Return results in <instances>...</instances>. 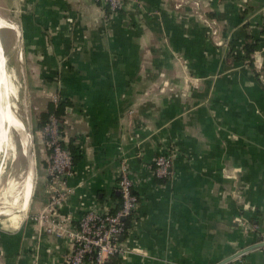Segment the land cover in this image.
<instances>
[{
    "label": "crops",
    "instance_id": "1",
    "mask_svg": "<svg viewBox=\"0 0 264 264\" xmlns=\"http://www.w3.org/2000/svg\"><path fill=\"white\" fill-rule=\"evenodd\" d=\"M0 20L32 182L0 207V264H65L68 241L34 217L114 209L123 165L138 202L124 257L106 264H218L244 249L223 264H264V0H124L107 15L98 0H0ZM58 102L73 164L51 206L39 124Z\"/></svg>",
    "mask_w": 264,
    "mask_h": 264
},
{
    "label": "built area",
    "instance_id": "2",
    "mask_svg": "<svg viewBox=\"0 0 264 264\" xmlns=\"http://www.w3.org/2000/svg\"><path fill=\"white\" fill-rule=\"evenodd\" d=\"M105 15L118 11L124 0H98ZM53 102H57L54 97ZM41 134L49 149L48 155V196L50 204L59 205L65 198L66 181L72 171V157L65 144L59 121L54 114H49ZM171 157L160 154L154 160V174L165 178L169 174ZM121 197L120 208L110 213L89 209L78 217L70 214L63 217L36 215L35 220L46 223L45 231L57 237H65L70 248L64 254L65 264H105L111 257H124L126 249L122 245L125 228L123 219L136 209L138 197L133 194V183L128 169L123 165L117 183Z\"/></svg>",
    "mask_w": 264,
    "mask_h": 264
},
{
    "label": "rangeland",
    "instance_id": "3",
    "mask_svg": "<svg viewBox=\"0 0 264 264\" xmlns=\"http://www.w3.org/2000/svg\"><path fill=\"white\" fill-rule=\"evenodd\" d=\"M0 39L3 48H5L6 40L4 39L3 31H1ZM1 60H2V56H0V62ZM5 65H6L7 87L11 88L14 87V79L9 71L8 62H5ZM3 86L5 87L4 83ZM9 100L11 102L12 100L11 95ZM15 110L17 113L18 109L16 107ZM3 125L7 126V121L4 122L1 126L0 142L6 130V127H3ZM21 136L22 133L19 130H14L10 128L8 133V145L11 146V148L8 146L6 156L4 158L5 161L0 165L2 166L1 175H0V207L5 202H8L9 199H11L12 197H16L18 195L19 193L18 191H20L22 181L24 179V172H25L24 157L22 156V152H21L24 150H22L23 146H21L20 144ZM0 153H3L2 150H0ZM1 158L2 155H0V163H1ZM10 175L13 176L14 182L12 181L11 185L8 186V184H6L5 181L10 177Z\"/></svg>",
    "mask_w": 264,
    "mask_h": 264
},
{
    "label": "bare ground",
    "instance_id": "4",
    "mask_svg": "<svg viewBox=\"0 0 264 264\" xmlns=\"http://www.w3.org/2000/svg\"><path fill=\"white\" fill-rule=\"evenodd\" d=\"M2 26H3V23L0 20V28ZM4 60L5 58L4 56H2V60L0 64V127L6 121H7V126H6L4 136L2 137L1 142H0V150L2 149L3 146L6 145V144L4 145V141H6L5 140L6 132L9 128L14 129V130H19L22 133V136H21L22 143L24 146L26 144V132H25L24 125L22 121L15 115L12 109V104L10 103V100H9L10 95L13 93V91L10 87L9 88L7 87V89L5 88L7 86V78H6V73L4 71V66H3ZM4 81H5V87L3 86ZM4 89H6L5 92H4ZM24 146H23V149H24ZM31 189H32V182H31V174L29 173V175H27V177L23 180V183L21 185L20 195L23 198V200L26 201L28 199L31 193Z\"/></svg>",
    "mask_w": 264,
    "mask_h": 264
},
{
    "label": "trees",
    "instance_id": "5",
    "mask_svg": "<svg viewBox=\"0 0 264 264\" xmlns=\"http://www.w3.org/2000/svg\"><path fill=\"white\" fill-rule=\"evenodd\" d=\"M256 48V46L255 45H245L244 46V49H245V55H246V58H249V54H250V52H252L254 49ZM63 109H64V107H63V103H60V102H58L56 105H54V104H49V106H48V110L45 112V113H42V114H40V127H42L43 125H44V123L46 122V120H47V118H48V115L49 114H54L55 116H56V118L58 119V121H59V114H62L63 113ZM48 148V147H47ZM68 148V147H67ZM69 150V149H68ZM48 151H49V149H48ZM69 152H70V154H71V157H72V161H73V152H72V150L70 151L69 150ZM47 162H48V159H47ZM132 192H133V194L134 195H136L137 196V194L135 193V191L132 189ZM118 197V201H117V204L115 205V207H114V209H112V210H109V212L110 213H113V212H115V211H117L119 208H120V205H121V197H120V194L117 196ZM133 215V213L130 215V216H128V217H125L124 219H123V224H124V228H125V231H124V234H123V236L126 234V232L129 230V227H130V223H131V216ZM114 257H117V256H113V257H111V258H114ZM110 258V259H111ZM118 258V257H117ZM109 259V260H110ZM108 260V261H109Z\"/></svg>",
    "mask_w": 264,
    "mask_h": 264
},
{
    "label": "water",
    "instance_id": "6",
    "mask_svg": "<svg viewBox=\"0 0 264 264\" xmlns=\"http://www.w3.org/2000/svg\"><path fill=\"white\" fill-rule=\"evenodd\" d=\"M120 239H122V236L120 237ZM261 244H263V243H261ZM249 248H250V247H249ZM247 249H248V248H247ZM244 250H246V249H244ZM244 250H241L239 253H236V254H234V255H232V256H230V257H227L226 259L220 261L218 264H223L224 262H226L227 260L231 259L232 257H234V256H236V255H239L241 252H244ZM105 264H106V263H105Z\"/></svg>",
    "mask_w": 264,
    "mask_h": 264
}]
</instances>
